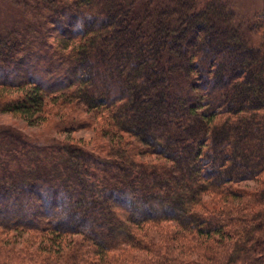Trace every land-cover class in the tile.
I'll return each mask as SVG.
<instances>
[{
	"label": "trees",
	"instance_id": "trees-1",
	"mask_svg": "<svg viewBox=\"0 0 264 264\" xmlns=\"http://www.w3.org/2000/svg\"><path fill=\"white\" fill-rule=\"evenodd\" d=\"M9 1L0 112L66 139L0 129V264H264V11Z\"/></svg>",
	"mask_w": 264,
	"mask_h": 264
},
{
	"label": "rangeland",
	"instance_id": "rangeland-1",
	"mask_svg": "<svg viewBox=\"0 0 264 264\" xmlns=\"http://www.w3.org/2000/svg\"><path fill=\"white\" fill-rule=\"evenodd\" d=\"M131 1V3L133 4L135 0ZM226 3L230 5V8L235 13L239 22H242V20H247L248 18H252V15L256 12L264 11V0H226ZM142 4L143 0H136V7L140 11H142ZM17 5L9 0H0V32H8L9 30H12L11 26L14 24L25 27L28 24L32 23L31 17L29 15H26L23 10L17 7ZM245 26L246 25H244V27ZM0 129H9L21 133L32 143L40 146L47 145L51 141L66 139V135L61 134L56 129L54 120L51 123H47L43 126L40 125L32 127L29 126L26 121L20 119L19 117H15L12 114L2 112H0ZM95 135V131L92 128H84L76 130L70 137L75 141L82 140L84 145L89 148H94L95 146H97V144H99ZM5 238L7 237L0 235V242H5ZM23 241L25 242V240ZM23 241H18L19 244L14 246L20 248L21 246L26 244ZM13 244H10V246H12ZM246 264L251 263L248 262Z\"/></svg>",
	"mask_w": 264,
	"mask_h": 264
}]
</instances>
